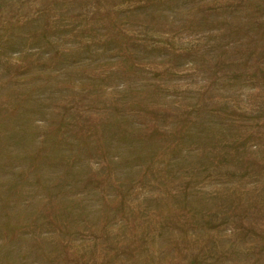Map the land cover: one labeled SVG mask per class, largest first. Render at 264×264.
<instances>
[{
	"label": "rangeland",
	"instance_id": "obj_1",
	"mask_svg": "<svg viewBox=\"0 0 264 264\" xmlns=\"http://www.w3.org/2000/svg\"><path fill=\"white\" fill-rule=\"evenodd\" d=\"M0 264H264V0H0Z\"/></svg>",
	"mask_w": 264,
	"mask_h": 264
}]
</instances>
